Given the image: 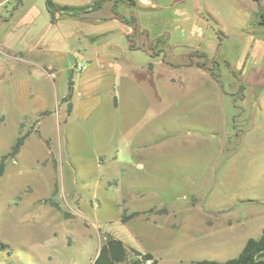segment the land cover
Wrapping results in <instances>:
<instances>
[{
  "label": "crops",
  "instance_id": "0c3cea01",
  "mask_svg": "<svg viewBox=\"0 0 264 264\" xmlns=\"http://www.w3.org/2000/svg\"><path fill=\"white\" fill-rule=\"evenodd\" d=\"M54 1L61 5L84 6L96 0ZM189 1L172 2L177 13L172 22L175 23L176 20L177 24L179 23V5L186 2L190 4ZM194 1L199 5L187 15L186 20L191 27L186 36L182 37L174 28L168 29L167 25L159 28L151 26L152 24L147 25L143 12L148 8L157 7H146V0H134V5L126 4L122 0H109L100 9L84 17L58 14L54 22L50 20V23L55 25L64 17H76L93 23L112 21L120 27V35L110 33L109 30L92 34H85L83 31L68 32L67 39L77 37V44L68 53L70 56L55 49L52 42H40L30 49L13 50L5 47L2 39L0 44L3 48L8 52L20 54V57L11 56L10 63L5 58L0 60V76L3 77V82L6 81L5 78L10 77L6 87L8 89L0 92V102L5 103L4 110L0 112V134L13 136L9 148L18 136L26 134L19 151L6 159L10 158L12 163L17 164L20 157L24 156L21 159L30 163V171L36 167L33 172L39 177L42 176V170L49 168L61 179L63 174V181L80 182L76 188H80V191L87 190L85 193L88 197H97L99 188L121 189L124 182L147 180V166L154 164L157 171L161 169L162 160L167 159L161 156L163 151L177 150L180 144L195 146V137L191 136L182 143L177 134L173 136L168 133L164 139L152 136L158 131L156 123L164 113L177 121L181 111L192 127L196 119L201 118L205 127L204 133H222L228 123L235 133H238L237 118L248 120L252 127L247 128L243 148L248 149L249 156H246L243 162L246 166L241 167L239 171L245 172L246 178H263L264 26L258 22V14L263 4L260 0H223V7L219 8L213 7L207 0ZM20 5L22 3L18 6ZM151 5L155 3L152 2ZM18 6L13 9L11 17ZM104 9L109 11L104 12ZM227 10L233 15L231 18ZM121 16L131 22L127 23ZM156 25L157 23H154V26ZM191 52L197 54L192 56ZM200 52L218 61L217 77H213L208 69L195 64L200 60ZM76 64L80 65V69L73 71ZM151 80L158 91L155 100L169 103L170 109L166 112L163 111L162 104L159 108L151 106L137 110L135 99L127 96L126 100L123 95L124 92H128L127 95L133 94L138 85ZM247 97H252V111L250 109L249 112H246L237 100H245ZM224 101L231 107L238 108V113L229 114V122L225 116L222 119L220 112H215L217 106L223 109ZM140 115L146 118V122L132 121L134 116ZM8 118L13 119L12 127L6 124ZM190 130L195 131L193 128ZM257 132L263 139H256L258 137L253 133ZM84 134L90 136L91 159L76 153L80 149L74 150ZM30 135L37 140L26 150L25 143ZM148 136L152 137L150 141ZM207 139L202 137L201 140L204 148L209 149L211 144L205 142ZM216 144L219 149L223 147L219 138ZM36 149L37 153L33 151ZM238 153V150H234L230 160L233 161ZM74 154L80 157H74ZM177 161L171 157L170 168H166L172 175L177 173V168L172 167L177 165ZM21 171L23 170L20 169ZM89 179L92 182L84 184ZM72 186L75 187V183ZM76 188L70 191L65 185L64 191L79 198L75 201L78 207L86 205V201L80 200L82 197L75 194ZM135 190L136 188L127 193L120 191L116 200V204L120 206L119 214L113 219L102 220H116L121 225H127L133 218L155 222L164 215L175 216L183 212L181 218L176 215L174 219L177 221L172 222L177 228L179 223V228H182V220L184 223L194 221V216H187L185 213H188L189 209L190 212L195 211V208H186L183 211L171 208L172 204L163 202L160 197H151L150 202L153 205L147 209H130L131 203L146 195ZM255 203L264 206V202ZM154 208L161 210L151 215L146 214V211ZM244 209L245 218L242 215ZM72 210L64 211L66 220L73 219L74 214L83 208ZM232 210L225 208L220 210L218 216H213L224 234L217 239L219 242L229 240L231 243H238L242 234L244 235V219L252 223L251 228L254 230L261 232L264 228V208H236L233 214ZM216 211L219 210H213L211 213ZM132 212L138 214L122 220L123 215L127 216ZM63 226L66 229L63 239L71 243L69 232L75 224L63 223ZM97 228L100 235L120 239L126 247L142 253H151L157 260L156 264H165L156 251L139 249L118 235L101 231L99 226ZM249 237L251 236L245 235L243 245ZM100 240L93 257L89 259V264H92L99 252L103 243ZM128 258H131V255H128ZM196 261L191 260L192 263ZM114 264H128V260Z\"/></svg>",
  "mask_w": 264,
  "mask_h": 264
},
{
  "label": "rangeland",
  "instance_id": "374dc122",
  "mask_svg": "<svg viewBox=\"0 0 264 264\" xmlns=\"http://www.w3.org/2000/svg\"><path fill=\"white\" fill-rule=\"evenodd\" d=\"M57 1L79 2L82 0ZM173 1L175 0H146L148 3V5L145 4L146 7L157 8H148L143 12L144 16L146 15L145 22L147 25L152 24L151 26L155 28L167 25L168 29L174 28L178 31L181 37L186 36L191 27L186 17L199 4L190 0V4L186 2L184 5H179V23L177 24L176 20L175 23L172 22L173 16L177 14L172 6ZM207 1L213 7H223V0ZM152 2L155 5H151ZM17 6L16 0H0V43L3 39L5 47L13 50L30 49L40 42H52L55 49L70 56L68 53L77 44V37L67 39L68 32L83 31L85 34H92L109 30L110 33L120 35V27L112 21L93 23L87 19L64 17L53 25L50 23V15L44 0H23L22 5L18 6L11 17L13 9ZM107 11L109 9H104V12ZM227 14L230 18L233 16L228 10ZM10 18H12L11 21ZM154 23L157 25L154 26ZM190 54L193 56L197 53ZM13 55L20 57V54L8 52L0 44V60L5 58L10 63ZM199 59L206 62L213 77L218 76L216 59L208 56L206 58L199 56ZM77 65L73 67V71L78 70ZM0 69H2L1 62ZM5 79L6 81L3 82V77L0 76V92L8 89L6 87L10 77ZM127 93L124 92V97L134 98L137 110L151 106L159 108L161 104L164 112L170 109L169 103L155 100V94H158V91L155 89L153 80L138 85L133 90V94L127 95ZM179 94L181 95L180 91ZM237 100L246 112L250 109L252 111V97ZM224 102L223 109L217 106L215 112H220L222 119L225 116L226 121L229 122V114L238 113V108ZM4 104L0 102V112L4 110ZM178 119L177 121L174 118L171 119L164 113L156 123L159 132L156 131L152 136L164 139L169 135L168 133L173 136L177 134L181 143L185 142L188 136L195 137L194 147L180 144L177 150L163 151L161 156L167 159L162 160L161 169L157 171L154 164L147 166L149 172L147 180L136 183L124 182L121 189L99 188L97 197H88L85 193L87 190L80 191L78 190L80 188H76L80 182L63 181V174L61 179L49 168L42 170V176L39 177L33 172L36 167L30 171V163L21 159L24 156L20 157L17 164L12 163L10 158L6 159L4 172L0 176V264H89V259L93 257L99 240L104 242L106 237L99 234L98 226L101 231L118 235L134 247L156 251L165 264H196L191 260L203 259L225 261L236 256L245 241V235L258 238L261 232L251 228L252 223L244 219L242 225L244 235L242 234L238 243H231L229 240L219 242L217 239L224 234L213 216H218L220 210L225 208H232V214L236 208H264L255 203V201L264 202V177L258 180L246 178L245 172L239 171L241 167L246 166L243 162L246 156H249L248 149L243 148V145L246 141L244 136H246L247 128L252 125H249L248 120L243 121L237 118L238 133H235L229 123L222 133H204L205 127L201 118L196 119L193 127L190 123L188 124L186 116L181 111ZM144 120L146 122V118L140 115L134 116L132 121L140 123ZM6 124L12 127L13 119L8 118ZM191 128L195 131L192 132ZM253 134L258 137H255L257 140L263 139L259 132ZM202 137L209 138L205 141L211 144L209 149L204 148ZM147 138L150 141L152 137ZM218 138L223 144L220 149L216 144ZM36 140V137L30 135L25 143L26 150L31 148L33 141ZM12 141L13 136L0 134V156L9 152ZM89 141V134H84L77 142V148L74 149L75 151L80 149L76 153H81L86 159L92 157ZM234 150H238L239 153L231 161ZM33 151L38 152L37 149ZM170 156L178 160L177 165L172 166L177 168V173L173 175L166 169L170 168ZM74 157L80 156L74 154ZM20 169L23 171L20 172ZM87 182L92 181L89 179L84 184ZM74 183L75 187L72 186ZM65 185L67 189L70 188V191L76 188L75 194L82 197L80 200L84 199L86 205L78 207L75 201L79 198L64 191ZM134 188H136L135 191L146 195L139 201L131 203L130 209H147L153 205L150 202L151 197H160L159 199L163 202L172 204L171 208H179L181 211L186 208H195V211L190 212L189 209V212L185 213L187 216L189 214L194 216V221L184 223L185 221L182 220V228H179L180 223L177 228L173 224L177 221L174 219L177 214L175 216L169 214L155 222L141 218H133L127 225H121L116 220L104 222L102 219H113L119 214L120 206L116 204V200L120 191L127 193ZM72 208L75 210L83 208V210L75 213L73 219L66 220L64 211L72 212ZM159 210L161 209L154 208L146 211V214L151 215ZM213 210L219 211L211 213ZM183 215V212H180L176 217L181 218ZM242 215L243 218L246 217L245 209ZM63 223L75 224L69 232L71 243L63 239L66 232Z\"/></svg>",
  "mask_w": 264,
  "mask_h": 264
},
{
  "label": "trees",
  "instance_id": "16d2710c",
  "mask_svg": "<svg viewBox=\"0 0 264 264\" xmlns=\"http://www.w3.org/2000/svg\"><path fill=\"white\" fill-rule=\"evenodd\" d=\"M45 6L50 14L51 22L56 20L58 14H65L70 16L84 17L89 13L96 11L102 7V5L109 0H96L91 4L84 6H67L61 5L54 0H44ZM126 4L134 5V0H122ZM22 3V0H16V5ZM258 14V22L264 26V2L262 3ZM121 18L127 23L131 22L129 19L121 16ZM131 45V44H130ZM133 46V45H131ZM198 56L206 58L207 55L204 52L198 53ZM199 67L208 69L205 61H197L195 63ZM237 77V74L234 73ZM217 77V76H216ZM242 87V85H240ZM26 134L18 136L11 146L9 152L1 156L0 159V176L4 171V161L7 157H13L22 145ZM138 212H132L131 214L122 216V220L125 221L129 217L137 215ZM131 255V258H128ZM150 259L151 264H156L157 260L153 258V255L149 252L142 253L134 248L126 247L120 239L114 238L112 236L105 237V241L99 248V252L92 264H114L117 262H122L128 260V264H145V261ZM196 264H264V228L258 238L249 237L244 243L241 251L234 257L228 258L225 261L217 260H197Z\"/></svg>",
  "mask_w": 264,
  "mask_h": 264
},
{
  "label": "built area",
  "instance_id": "2783aa9c",
  "mask_svg": "<svg viewBox=\"0 0 264 264\" xmlns=\"http://www.w3.org/2000/svg\"><path fill=\"white\" fill-rule=\"evenodd\" d=\"M262 3L264 2V0H260ZM77 69L79 70L80 69V65L78 64L77 66ZM145 264H151V260L150 259H148V260H146L145 261Z\"/></svg>",
  "mask_w": 264,
  "mask_h": 264
}]
</instances>
